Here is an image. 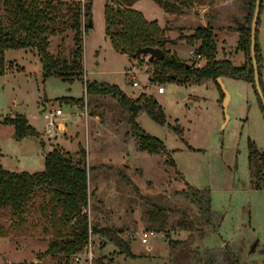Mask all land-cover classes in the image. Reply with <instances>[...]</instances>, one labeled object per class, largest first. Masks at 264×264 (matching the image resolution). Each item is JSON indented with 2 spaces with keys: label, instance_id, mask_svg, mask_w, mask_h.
Segmentation results:
<instances>
[{
  "label": "rangeland",
  "instance_id": "rangeland-1",
  "mask_svg": "<svg viewBox=\"0 0 264 264\" xmlns=\"http://www.w3.org/2000/svg\"><path fill=\"white\" fill-rule=\"evenodd\" d=\"M60 1L81 3V40L65 24L59 27L63 32L50 36L48 51L69 60L77 59L83 73L68 80L57 76L44 78L41 54L36 48L6 50L7 71L0 75V164L12 172L34 173L44 169L45 153L55 148L75 154L83 149L88 154L87 211L91 227L114 229L118 237L131 244L134 255L120 253L112 241L92 231L93 239L100 245L92 254L85 246L69 264H204L206 250L223 246L233 250L242 264H264V188L251 187L248 159L250 143L264 150V112L255 83L219 76L229 92L230 101L224 108L225 95L219 87V77L201 82L184 75L182 80L172 78L171 71L161 73L156 69L148 55L131 58L116 50L106 33L105 16L107 6L112 12L130 7L141 11L147 20L157 21L166 32L170 40L165 49L198 68L206 65V59L191 51L195 52L200 41L192 46L183 37L194 34L199 27L211 26L218 58L241 65L248 55L238 46L242 32L237 29L236 20L245 22L252 35L255 8L247 21L249 0H209L182 15L166 13L155 0H137L132 4V0L122 4L118 3L120 0H93L88 17L84 15L87 0ZM3 16L0 2V17ZM257 29L264 83V1ZM77 49L81 51L80 57ZM156 75L163 77L154 79ZM84 80L98 85L118 84L131 98L141 93L153 95L164 108L167 122L160 124L144 111L137 121L147 134L164 143L167 152L140 150L117 101L102 95L87 97ZM135 80L141 86L132 84ZM159 86L165 87L164 93L158 92ZM80 98L82 105L75 100ZM58 109L63 114L54 117L56 127L49 134V119ZM18 114L27 117L39 136L22 140L14 137L15 128L8 120ZM170 159L175 166L169 163ZM185 182L209 190L212 208L219 214L214 225L223 217L217 230L205 224L196 206L177 195L187 187ZM146 198L167 209L189 212L197 228L208 235L201 239L195 230L192 239L175 248L171 240L188 238L189 231L178 226L182 213L169 212L165 229L159 230L162 219L152 222L148 218L153 207L145 202ZM41 231L37 228L28 238H0V264H66L62 255H45L51 234ZM146 232L154 234H149L148 242L143 243L141 238Z\"/></svg>",
  "mask_w": 264,
  "mask_h": 264
},
{
  "label": "trees",
  "instance_id": "trees-1",
  "mask_svg": "<svg viewBox=\"0 0 264 264\" xmlns=\"http://www.w3.org/2000/svg\"><path fill=\"white\" fill-rule=\"evenodd\" d=\"M93 0H87L85 4V16L92 13ZM130 0H120L122 4ZM137 0H132L130 4ZM166 13L182 15L185 11L193 8L196 4L209 0H155ZM261 0L260 9L263 6ZM3 3L5 16L0 17V75L6 73L7 63L5 60L6 50L19 48H36L41 54L43 76H57L63 80L80 77L83 73L82 65L75 60H69L55 56L48 51L50 36L61 33L59 29L65 24L76 31L77 40H81L80 19L81 3L71 2L70 4L60 0H0ZM257 0L248 1L247 21L252 18L253 10ZM260 12V11H259ZM107 16L106 33L116 50L124 54H132L139 47H158L165 51L162 61L149 60L153 62L156 69L172 72V78H181L201 82L202 80H216L219 76L237 78L249 83H255L254 63H252L251 29L246 27L241 30L238 46L248 55V60L241 65L233 64L229 59L218 58V47L215 40L214 30L211 26L199 27L192 35H184L183 39L190 45H195V54L204 56L206 65L195 67L182 62L176 54L165 49L166 43L170 40L166 32L161 29L157 21H149L141 11L134 8H126L111 11L106 7ZM260 16V15H259ZM259 23V19L257 25ZM86 25L85 31H87ZM257 29V27H256ZM258 30V29H257ZM256 60L259 66L260 80L264 92V83L261 79L262 50L257 40L256 32ZM77 56H81L80 49H77ZM156 73V72H155ZM181 75V76H179ZM157 77V78H156ZM163 75H156L154 79H160ZM86 85V96H105L117 101L123 115L127 118L131 132L137 138L138 148L150 153L167 152L164 143L157 137L147 134L137 121V116L144 111L160 124H165L167 118L164 108L159 104L153 95L141 93L136 98L129 97L122 91L118 84H97L84 80ZM256 93V84H253ZM221 90V85L219 86ZM224 91H222V95ZM225 95V94H224ZM84 97V96H83ZM260 102L262 98L259 97ZM78 105H82L80 99H75ZM264 112L263 102H261ZM15 128L14 137L22 140L27 136H39V132L30 125L27 117L18 114L15 118L8 120ZM174 130L183 135L182 130ZM249 165L250 182L253 189L264 188V150H260L256 144L250 143ZM79 154L60 149H53L45 157V165L42 171L30 173L27 171L12 172L0 164V238L2 237H30L37 228L47 235L51 234L48 250L45 255L59 254L69 264L74 254L87 246L89 242L90 229L94 233L101 234L107 240L112 241L120 253L133 256L131 244L118 237L114 229L110 227H91V221L87 208L89 206V176L90 170L87 164L88 154L81 149ZM169 163L175 166V161L170 159ZM186 188L178 191L177 195L196 206L198 213L205 224L217 230L222 222L220 216L219 224L214 225L219 214L212 208V200L208 189L200 190L185 182ZM146 200L148 205L153 207L149 213V219L154 222L162 219L159 230L165 229L166 216L171 211L179 209H167L150 199ZM182 220L178 223L179 228L189 231L186 241L171 240L175 248L180 244L185 245L192 239L195 230L204 239L208 232L198 229L195 220L190 217L189 212L180 211ZM105 239V240H106ZM204 264H242L233 250L228 246L206 250L203 257ZM27 264V263H25ZM99 264H106L100 262Z\"/></svg>",
  "mask_w": 264,
  "mask_h": 264
},
{
  "label": "water",
  "instance_id": "water-1",
  "mask_svg": "<svg viewBox=\"0 0 264 264\" xmlns=\"http://www.w3.org/2000/svg\"><path fill=\"white\" fill-rule=\"evenodd\" d=\"M260 6H261V0H257L256 6H255V15H254V19L252 22L251 46H252V63H254V80H255L257 92L259 94V97L262 98V102H263V106H264V92H263L261 80H260L259 66H258V63L256 60V46H255L256 32H257L256 27H257V22H258L259 15H260V12H259ZM118 7L120 8V5H118ZM236 24H237V29H239V30H243L246 27V23L242 22L238 19L236 20ZM89 26L90 27L93 26L92 17L90 18ZM172 41L176 42V39H172ZM143 55H148L149 58L152 60L162 61L165 57V51L161 48L153 47V46L139 47V48H137V50L135 52L130 54V57L131 58L132 57H139V56H143ZM218 81L220 82V85H221V87L224 91V94H225L224 108H226L228 106V103H229V92L226 88L225 82L222 81V78L219 77ZM184 96H185V94L183 95V97Z\"/></svg>",
  "mask_w": 264,
  "mask_h": 264
},
{
  "label": "built area",
  "instance_id": "built-area-1",
  "mask_svg": "<svg viewBox=\"0 0 264 264\" xmlns=\"http://www.w3.org/2000/svg\"><path fill=\"white\" fill-rule=\"evenodd\" d=\"M191 54H193V55H195V56H197L198 58H200V57H202L201 56V54L200 55H196L195 54V52H194V50H192L191 51ZM132 84H134L135 86H141V83L139 82V81H137V80H135V81H133V83ZM158 92L159 93H164L165 92V87L164 86H159L158 87ZM63 114V112H62V110L61 109H58V110H55V112L54 113H52V118H50L49 120V129H48V133L50 134H52L53 133V130H54V128L56 127V120H54V117H56L57 115H62ZM149 234H151V235H153L154 233L153 232H146V233H144L143 235H142V242L143 243H147L148 242V240H149ZM92 235H93V232H92V229H90V233H89V242H88V244H87V248H88V250L91 252V254H92V252H93V249H95V247L99 244L100 245V243H97L96 242V240H94L93 239V237H92ZM92 259V258H91ZM78 261H80V258H78ZM88 262V260H86V263ZM90 264H92V263H90Z\"/></svg>",
  "mask_w": 264,
  "mask_h": 264
},
{
  "label": "crops",
  "instance_id": "crops-1",
  "mask_svg": "<svg viewBox=\"0 0 264 264\" xmlns=\"http://www.w3.org/2000/svg\"><path fill=\"white\" fill-rule=\"evenodd\" d=\"M173 42V41H172ZM173 43H175V42H173ZM230 101V100H229ZM46 155H47V153H45V157H46Z\"/></svg>",
  "mask_w": 264,
  "mask_h": 264
}]
</instances>
